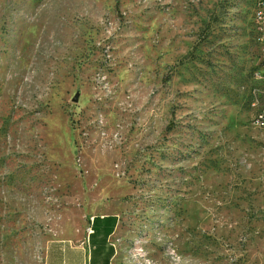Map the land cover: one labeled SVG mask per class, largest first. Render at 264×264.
<instances>
[{
  "label": "rangeland",
  "instance_id": "rangeland-1",
  "mask_svg": "<svg viewBox=\"0 0 264 264\" xmlns=\"http://www.w3.org/2000/svg\"><path fill=\"white\" fill-rule=\"evenodd\" d=\"M259 0H0V264L94 215L116 264H264Z\"/></svg>",
  "mask_w": 264,
  "mask_h": 264
},
{
  "label": "crops",
  "instance_id": "crops-1",
  "mask_svg": "<svg viewBox=\"0 0 264 264\" xmlns=\"http://www.w3.org/2000/svg\"><path fill=\"white\" fill-rule=\"evenodd\" d=\"M89 232L79 242L53 240L48 244L45 264H116L120 219L115 214L90 217Z\"/></svg>",
  "mask_w": 264,
  "mask_h": 264
},
{
  "label": "built area",
  "instance_id": "built-area-1",
  "mask_svg": "<svg viewBox=\"0 0 264 264\" xmlns=\"http://www.w3.org/2000/svg\"><path fill=\"white\" fill-rule=\"evenodd\" d=\"M258 15L261 19H264V0H259ZM256 124L258 126L264 125V106L260 109L259 113L255 117Z\"/></svg>",
  "mask_w": 264,
  "mask_h": 264
}]
</instances>
